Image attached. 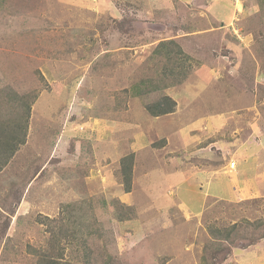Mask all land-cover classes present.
Here are the masks:
<instances>
[{
    "label": "rangeland",
    "instance_id": "374dc122",
    "mask_svg": "<svg viewBox=\"0 0 264 264\" xmlns=\"http://www.w3.org/2000/svg\"><path fill=\"white\" fill-rule=\"evenodd\" d=\"M174 38L194 67L177 68L175 78L173 65L153 55ZM149 81L179 89L146 96ZM4 91L37 99L27 144L0 171V264H38L51 243L59 264H264V238L249 240L253 227L249 239L217 252L209 233L264 220V186L252 193L253 183H231L240 160L264 151V0H0ZM165 94L185 110L219 116L220 128L195 121L183 135L200 128L198 143L180 154L174 116L145 110ZM164 131L169 145L155 158L140 154L137 163L148 164L136 165L132 179L166 173L125 197L117 175L133 153L119 145L115 154L104 142L114 134L125 143L131 133L158 151ZM123 204L135 212L121 223L114 205Z\"/></svg>",
    "mask_w": 264,
    "mask_h": 264
},
{
    "label": "trees",
    "instance_id": "16d2710c",
    "mask_svg": "<svg viewBox=\"0 0 264 264\" xmlns=\"http://www.w3.org/2000/svg\"><path fill=\"white\" fill-rule=\"evenodd\" d=\"M187 28L189 27L184 26L183 29L186 30ZM187 34L190 35L191 33L187 32ZM153 55L161 56L173 65L172 67L174 68L169 71V75L174 78L177 68H181L188 72L190 71V73L194 68L193 63H188L192 61V58L189 54L185 53L176 39L161 40L156 46ZM179 58H181L183 62L179 63ZM142 85L144 86L143 90L146 96L152 94L161 95V92L169 87L173 88L176 85V81L170 86L165 87H157L154 81H149L147 83L143 82ZM30 99V94L27 93L23 95H19L12 91H9V93L5 91L0 93V155L6 158L3 163H0V171L8 166L15 154L27 143L32 107L37 98L34 96L33 99ZM176 108V101L166 94L145 105V110L149 113L151 118H161L173 114L176 112ZM165 144L166 143L160 144V147H164ZM121 162V167L117 176L119 177V181L123 183L125 193L127 194L130 193L133 188L132 178L135 166V155L130 154L123 157ZM114 208L119 222H127L133 219L132 215L135 212L133 206L123 204L119 207L114 205ZM81 222L83 221H80V223ZM243 222V224L236 223L226 228H213L209 230L210 243L213 245L214 252L223 250L226 244H233L239 240L249 239V237L245 235L248 227L254 228V236L249 240L258 241L260 238H264V220L251 223L245 219ZM75 230L77 234L82 231L80 228H76ZM61 236V234H55L52 236V240L54 242L59 241L58 239H60ZM70 236L72 237V234ZM208 249L209 245L205 248L206 253ZM59 259H61L60 250L52 243L46 251L38 252V264H59Z\"/></svg>",
    "mask_w": 264,
    "mask_h": 264
},
{
    "label": "crops",
    "instance_id": "0c3cea01",
    "mask_svg": "<svg viewBox=\"0 0 264 264\" xmlns=\"http://www.w3.org/2000/svg\"><path fill=\"white\" fill-rule=\"evenodd\" d=\"M180 38V37H179ZM175 39V38H174ZM176 40H177V38H176ZM185 51V50H184ZM195 74H196V72H195ZM197 74H199L198 72H197ZM198 78H200V75H196ZM170 89H172V90H175V89H179V87H176L175 88V86L173 87V88H169V90ZM171 91V90H170ZM190 97H188L189 99V102L193 99V97H192V95L190 94V93H187ZM167 95V94H166ZM179 104H180V102H179ZM188 105H193V102H190ZM177 109H180V110H177L175 113H173V114H170V115H167V116H163V117H161V118H170L171 117V115L172 116H174V118L173 119H171V120H173V122H174V129L176 130V131H179L178 133V136H180V135H182L183 137L180 139V142H181V144H182V146H183V148L182 149H180V147H179V145H178V149H179V151H180V154H184V153H186L187 151H191L193 148H190V149H188L189 147H190V145H194V144H196L197 145V143H198V140H197V138H199L200 137V135H201V133H202V131H201V129L200 128H195V129H198L196 132H193L192 134H189L188 133V135H183V134H185V133H183V132H185V130H187V129H189V130H192L191 129V127L192 126H194V125H197L198 124V122H195V121H198V120H200V121H209V120H211L210 122H212V124H213V126H214V131L217 129H219L220 128V125H221V120L219 119V116H215V115H210V114H205V113H203V112H200V111H197V109H194V110H196V112L197 113H195L194 112V110H193V107H190L189 109H187V110H185L186 108L184 107L183 108V105H178L177 104ZM156 119H158L159 120V118H156ZM126 125V127L128 126V128H131L132 127V125H128V124H125ZM159 128H160V124H159ZM162 129V128H161ZM158 131H159V129H158ZM158 131H157V135H158ZM152 132H154L155 133V129H153L152 130ZM66 132H64V134H65ZM128 133H130V132H128ZM165 131H164V134L163 135H165ZM143 134V133H142ZM130 135H131V138H130V141H125V143H123L121 140H115V139H113L112 137H114V134L111 136V138H107V140L106 141H108V142H104V144H103V146H105V147H109L111 150H112V152H114L115 154L117 153V146H119V145H121V146H125L126 147V149L128 150V151H131L134 155H135V166H134V173H135V168H136V165H138V167H137V171H138V168L140 169V170H142V168L143 169H145V167H147L146 165L148 164V163H137V157L140 155V154H145L146 152H148V155H152V156H154V158L155 157H157L155 154H158L157 152H160V151H163V150H165V146H167V145H169V139H168V137H167V133H166V137H167V143L164 145V149H162V148H159L158 147V149H160V150H158V151H156V150H154V149H151V148H149L148 146H150V145H146L145 143V145L144 144H142V142H140V141H136V137H134V134L132 135L131 133H130ZM28 139V138H27ZM60 139V138H59ZM207 143H210V139H207ZM27 144V143H26ZM206 145V146H205ZM205 149L204 150H206V151H203V154L205 153V154H209V150H208V147H209V144H206L205 143ZM25 146V145H24ZM203 145L202 144H200L199 145V147H202ZM23 147V146H22ZM20 151V150H19ZM18 151V152H19ZM97 151V148H94V147H89V151H88V153H86V154H88V157L89 158H91V156H92V158H94V156H95V152ZM17 152V153H18ZM76 152V151H75ZM264 151H260V156L258 155L257 157H254V155H249V156H247V158L245 159V160H240V166L238 167V168H235V170L232 172V173H234V178H232V184L233 185H238L239 183L241 184V183H247V185L248 184H254V186H255V189H250V192H256V193H258L259 192V189H260V187H263L264 186V156H262L261 157V154L263 153ZM17 153L15 154V156L14 157H16V155H17ZM89 153H90V155H89ZM246 153H248L247 151H246ZM73 155H74V153H73ZM210 155V154H209ZM13 157V158H14ZM12 158V159H13ZM180 157L178 156V158H174V160H172V157H170V160H172V161H176V160H178ZM13 161H11V162H9V163H12ZM70 162V161H69ZM64 163V162H63ZM70 163H75L73 160H71V162ZM89 163V162H88ZM153 163H158V161H156L155 159L153 160ZM243 163H248L250 166H248V167H245V164L243 165ZM174 164V167H179L180 165H181V163H173ZM208 164V163H207ZM144 166V167H143ZM156 166H157V164H156ZM155 166V167H156ZM221 168H218V169H215V170H213V169H210V173L211 172H216V171H219L220 169H222L223 167H225V163H222V165L220 166ZM154 169V168H153ZM153 169H151V170H153ZM237 169V170H236ZM136 171V172H137ZM151 172L152 171H150V172H146V173H143V178L145 179V180H142V177L140 178V179H138L137 180V182H136V180H134L133 181V188H132V191L130 192V193H124L123 195L125 196V197H127L128 195H133L135 192H137L138 190H139V187L137 186V184H138V182L139 181H142L143 182V184H144V188H143V190L144 189H149V186H150V182H151V177L153 176L154 178H157L158 176H162L163 177V174L164 173H166V172H162V173H160L159 175H155L154 173L152 174V176H151ZM154 172H156V170H154ZM184 176L186 177V175L184 174ZM184 177V178H185ZM135 179H136V176H135ZM177 179V178H176ZM179 180V179H178ZM182 182H184V181H186V180H182V178L180 179ZM136 182V183H135ZM225 182H227V183H229L230 184V181L228 180H226V181H224L222 184H225ZM229 184H227V186H229ZM168 186H170L171 187V184L170 185H168ZM189 193V196L188 197H190V198H194V197H196L197 195H195V193H191V192H188ZM233 195H234V193H233V191H231L230 189L229 190H227L226 191V193H225V196H226V198H228V197H233ZM241 195V194H240ZM242 196V195H241ZM213 198H216V197H213L211 194H210V197H209V199H213ZM237 198L238 199H242V197H240L239 195H238V193H237ZM199 199V197L198 198H196V199H194V201L196 200H198Z\"/></svg>",
    "mask_w": 264,
    "mask_h": 264
}]
</instances>
